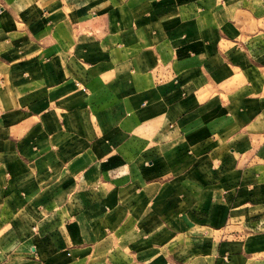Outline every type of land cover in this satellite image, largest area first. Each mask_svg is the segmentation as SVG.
<instances>
[{"label": "crops", "instance_id": "obj_1", "mask_svg": "<svg viewBox=\"0 0 264 264\" xmlns=\"http://www.w3.org/2000/svg\"><path fill=\"white\" fill-rule=\"evenodd\" d=\"M0 264H264V0H0Z\"/></svg>", "mask_w": 264, "mask_h": 264}]
</instances>
